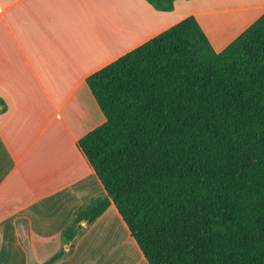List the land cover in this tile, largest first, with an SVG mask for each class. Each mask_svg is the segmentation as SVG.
<instances>
[{
    "label": "trees",
    "instance_id": "1",
    "mask_svg": "<svg viewBox=\"0 0 264 264\" xmlns=\"http://www.w3.org/2000/svg\"><path fill=\"white\" fill-rule=\"evenodd\" d=\"M86 84L105 122L77 146L105 195L62 242L113 205L147 264H264V14L220 52L189 16Z\"/></svg>",
    "mask_w": 264,
    "mask_h": 264
},
{
    "label": "crops",
    "instance_id": "2",
    "mask_svg": "<svg viewBox=\"0 0 264 264\" xmlns=\"http://www.w3.org/2000/svg\"><path fill=\"white\" fill-rule=\"evenodd\" d=\"M262 14L264 0H177L170 12L146 0H0V264L45 263L80 207L105 195L77 146L105 122L87 77L189 16L220 52ZM92 234L103 264H147L113 205L54 264H86ZM50 241L55 252L37 260Z\"/></svg>",
    "mask_w": 264,
    "mask_h": 264
},
{
    "label": "rangeland",
    "instance_id": "3",
    "mask_svg": "<svg viewBox=\"0 0 264 264\" xmlns=\"http://www.w3.org/2000/svg\"><path fill=\"white\" fill-rule=\"evenodd\" d=\"M108 217L112 218L113 213L111 212L109 216H107V218ZM90 226L91 225H87L85 222L81 223L76 238L68 244L62 243V247H60L56 253H58L59 251H64L66 254L69 253L74 248V244L76 246L81 240L84 239ZM117 230L121 233V230H119V228H117ZM87 240L89 242L86 245V248H82V251H81L82 252L81 254L86 256L85 263L86 264H103L104 257L102 255L104 254V250H103V246L101 245L100 239L98 242V238H96L95 235H93L92 238L89 237L88 239H86V241ZM54 246H55V243L53 241H50L47 243V246L45 248L41 250H37L36 251L37 260L41 261V260H44L45 258L47 259L48 256H51L52 253L55 252L54 249L56 247ZM34 253L35 251H33L32 253L33 257H34ZM15 264H25V260L20 261V259H18L16 256Z\"/></svg>",
    "mask_w": 264,
    "mask_h": 264
}]
</instances>
